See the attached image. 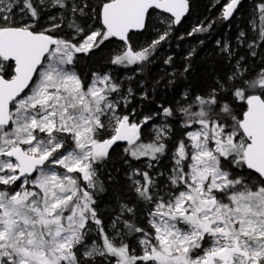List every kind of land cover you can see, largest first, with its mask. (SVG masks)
<instances>
[{
    "label": "snow or ice",
    "instance_id": "6c2138e0",
    "mask_svg": "<svg viewBox=\"0 0 264 264\" xmlns=\"http://www.w3.org/2000/svg\"><path fill=\"white\" fill-rule=\"evenodd\" d=\"M242 5L229 0L187 36L210 34ZM190 7L0 0V264H264V0L256 36L215 41L201 86L137 112L161 84L189 80L196 47L180 71L168 55L172 71L151 87L143 74ZM149 31L156 38L134 47ZM113 43L108 63L141 79L79 69L78 54Z\"/></svg>",
    "mask_w": 264,
    "mask_h": 264
},
{
    "label": "trees",
    "instance_id": "16d2710c",
    "mask_svg": "<svg viewBox=\"0 0 264 264\" xmlns=\"http://www.w3.org/2000/svg\"><path fill=\"white\" fill-rule=\"evenodd\" d=\"M225 1V0H224ZM223 0L219 1L217 5H214V7L208 8V0H191V7L190 12L188 15L181 21V23L174 27L172 38L170 39L169 43L164 45L159 52L156 55L155 63L151 65L150 70H146L143 74L145 80H146V86L151 87L155 84V80L159 79V77L165 75L166 72L172 71V68L164 65L163 60L168 55H172L175 59V68L180 71L183 68V65L185 63L184 57L187 55L186 53L180 52L182 50V46L185 40L194 38L186 36V34L189 32L190 25H191V19L193 17L194 12H197L198 14H204L209 11L211 14H215L216 11L221 10L222 6L225 4ZM245 0L243 2L242 7L239 9L238 14L235 15L234 19H231L228 22H222L218 27L216 25H213V28L210 32V34L204 33V34H198V35H204V36H211L212 38L215 37H223L225 34L230 38V41L232 43H235V36L237 35L238 31L243 29L247 32L249 37H254L256 34L253 32L251 27L248 25L249 17L248 14H245ZM243 13V14H242ZM238 19H236V17ZM258 18V16H257ZM259 20V19H258ZM150 32V31H149ZM143 33V34H137L135 37H142L143 35L149 34ZM184 34L185 39L180 40L178 37ZM198 54L193 57L192 64L193 68L192 71L189 74V80H180L176 84L175 88L173 90H166L163 88V85L157 87L155 90V93L152 95L153 102L144 101L140 107H137V102L134 101V105L138 108V110L145 111L146 109H149L151 106H157L160 103H165L166 101H170L173 98L174 94H178L181 92L187 84H191L193 86H201L203 83V78L210 66V63L214 59L213 53L216 52V49L214 47L208 48L207 46L201 45L197 47ZM243 52L244 49H241ZM106 65L109 66L108 60L100 61L98 59H95L93 63H88V61L81 63V71L88 75L90 73L91 69H103ZM95 66V67H93ZM253 67L254 70L261 67L259 61H253ZM167 79V77H165ZM145 143V142H144ZM121 158L114 159L113 163L116 167L121 168ZM165 162V161H164ZM133 163H137L136 161H133ZM119 178L121 179L122 171L117 174ZM109 195H105L103 197L104 201L106 202L109 199Z\"/></svg>",
    "mask_w": 264,
    "mask_h": 264
},
{
    "label": "rangeland",
    "instance_id": "374dc122",
    "mask_svg": "<svg viewBox=\"0 0 264 264\" xmlns=\"http://www.w3.org/2000/svg\"><path fill=\"white\" fill-rule=\"evenodd\" d=\"M219 1H221V0H219ZM224 2H225V4L222 6L220 12L218 10V11H216L215 14H211V13H209V11L207 13L202 14V15L198 14L197 12H194L193 17L191 19V25H190L189 32L192 30V28L194 26L200 24L201 22H203L204 24H207L210 21L217 20V18L220 16V14H221V12L223 10V7L229 2V0H225ZM258 2H259V0H247L246 4H245V11H244V13L248 14L247 16L249 17L248 25H249V27H251V29L253 30V32L256 35H257V32L259 31L260 22H259V20L257 18L258 15L254 11V6ZM217 3H218L217 0H208V5H209L208 8H209V10H210V8L214 7V5H217ZM239 16L240 15H238L236 17V19H238ZM45 23H48V22L45 21ZM221 23L222 22L216 23L215 24L216 27H218ZM181 35H184V34H181ZM186 36H187V34H186ZM154 38H156L155 31H150L149 34L143 35L142 37H134L133 38V46L136 47L137 49H139L140 47L145 46L148 43H150L151 40L154 39ZM218 39L221 40V41H223L225 39L230 41V38L226 34L223 37H215V38H212L209 35L204 36V35H198L197 34V35L194 36L193 39L190 38V39H187V40L184 41L183 46H182V50L180 52L188 54L189 50L192 47H196L197 48L198 46H201V44L199 43L200 40L204 41V44H203L204 46H207L208 48L214 47L216 49L215 41L218 40ZM117 50L118 49L116 47V44L113 43L111 45L103 47L102 50H98L96 52V54L95 55H91L90 58L83 56V54H78L81 57L80 64H79V69L82 70L81 69V63H84L85 61L86 62L88 61V63H93V61L95 59H98L100 61H104L106 59V60L109 61L110 55L114 54ZM216 51H217V49H216ZM93 67H95V66H93ZM132 67L134 68L135 66H132ZM93 71H96V72H111L115 77H117L118 79H120L122 81H125V82H127L128 78L132 77V76H135L136 80L141 79V76L139 74L134 73L131 69H124L122 67H117V66H114V65H111V64H109V66L106 65L105 67H103V69H100V70H98L96 68L95 69L93 68V69L90 70V73L88 75H90ZM154 93H155V91L152 93V95ZM132 107H136V106L133 104ZM156 108H157V106L153 105L149 109H146L145 111H142V112L140 110H138V108H137V112L139 114V117H142L143 115H147L150 112L155 111ZM150 136H151V126L149 125L145 129V135L142 137L143 142L148 143L150 141ZM125 147H129V146L127 144L126 145H120L116 149V152L114 153V159H116V158H121V159L125 158V153H124V148ZM143 159L146 161V158H143ZM136 164L138 166H140V167H143V164H141L140 162H137ZM164 164L165 165H170L171 161L170 160H165ZM157 167L160 168L159 165H157ZM126 168H127L126 165H124L121 168V171H122L121 181L122 182H123V177H124V171L126 170ZM161 170H163V169L161 168ZM114 174H116V173H114ZM105 206H107V205L105 204Z\"/></svg>",
    "mask_w": 264,
    "mask_h": 264
},
{
    "label": "water",
    "instance_id": "95a60500",
    "mask_svg": "<svg viewBox=\"0 0 264 264\" xmlns=\"http://www.w3.org/2000/svg\"><path fill=\"white\" fill-rule=\"evenodd\" d=\"M244 1H245V0H243V2H244ZM187 15H188V14H186V16H187ZM186 16H185V17H186ZM185 17H184V18H185ZM184 18H182V20H183ZM176 26H177V25H176ZM120 145H126V143H125V142H121Z\"/></svg>",
    "mask_w": 264,
    "mask_h": 264
}]
</instances>
